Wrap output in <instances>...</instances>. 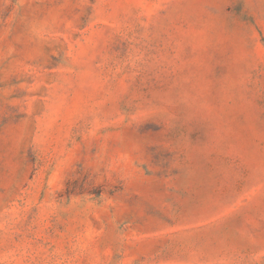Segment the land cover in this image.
I'll return each instance as SVG.
<instances>
[{
    "label": "rangeland",
    "instance_id": "374dc122",
    "mask_svg": "<svg viewBox=\"0 0 264 264\" xmlns=\"http://www.w3.org/2000/svg\"><path fill=\"white\" fill-rule=\"evenodd\" d=\"M0 264H264V0H0Z\"/></svg>",
    "mask_w": 264,
    "mask_h": 264
}]
</instances>
